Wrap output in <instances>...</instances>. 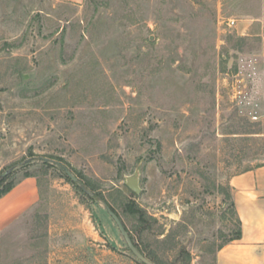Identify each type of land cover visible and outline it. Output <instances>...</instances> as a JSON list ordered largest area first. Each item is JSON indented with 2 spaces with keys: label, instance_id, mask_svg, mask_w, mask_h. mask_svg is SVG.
<instances>
[{
  "label": "rangeland",
  "instance_id": "1",
  "mask_svg": "<svg viewBox=\"0 0 264 264\" xmlns=\"http://www.w3.org/2000/svg\"><path fill=\"white\" fill-rule=\"evenodd\" d=\"M258 4L0 0V174L38 195L0 218V264H140L104 201L159 261L214 264L229 180L264 163L258 40L226 26Z\"/></svg>",
  "mask_w": 264,
  "mask_h": 264
},
{
  "label": "crops",
  "instance_id": "2",
  "mask_svg": "<svg viewBox=\"0 0 264 264\" xmlns=\"http://www.w3.org/2000/svg\"><path fill=\"white\" fill-rule=\"evenodd\" d=\"M60 1L80 4L84 0ZM234 21L239 36L257 38L264 72V0H259L253 14ZM26 182L27 189L17 186L0 198V218L9 219L36 202L35 185L30 178ZM229 187L241 237L218 248L214 264H264V165L231 177Z\"/></svg>",
  "mask_w": 264,
  "mask_h": 264
},
{
  "label": "trees",
  "instance_id": "3",
  "mask_svg": "<svg viewBox=\"0 0 264 264\" xmlns=\"http://www.w3.org/2000/svg\"><path fill=\"white\" fill-rule=\"evenodd\" d=\"M263 165H264V163H263V164H260V165H257L255 168L261 167V166H263ZM246 171H249V170H245L244 172H246ZM75 176L78 178V180L80 179L78 175H75ZM29 177H31V175H29V174H26V175H25V178H29ZM66 179H67L72 185H74V186L78 189V191H79L80 193L84 194V193L80 190L78 184L73 183V182L67 177V175H66ZM13 188H14V185H13L12 183H10V182H7V177L4 178V179H2V180H0V198H2L3 196H5L6 194H8ZM91 191H92V190H91ZM92 192H93V191H92ZM93 194H94V193H93ZM94 196H96V195H94ZM102 200L104 201V199H102ZM104 203H105V205L109 206V208H110V209H111V210H112V211H113V212L119 217V219H120L122 225L124 226L125 230H126L127 233L129 234V236H130V238H131V240H132L134 246L136 247V249H137V250H138V251H139L144 257H146L148 260H150L152 263H154V264H165V263H163L162 261H159V260L155 257V255H153L151 252L147 253V251H146L145 249H142V248L140 247V245L135 241V239H134V237H133V235H132V231L129 230V229L126 227V225L124 224V222H123L122 219L120 218L119 214L117 213V211H116V209H115V205H114V203H112V202L110 203V202H108V201H107V202L104 201ZM231 207H232V210H233V214H234L235 217H236L233 202L231 203ZM123 211L125 212L126 215H129V216H131V217H133V218H137V219H139V220H143V219L145 218V214L143 213V211H142L141 209H139V208H138L133 202H130V203H126V204H124V205H123ZM236 223H237L238 229L235 231L234 236H233L231 239H229L228 241L237 240V239H240V237H241L240 222H239V220L237 219V217H236ZM138 262H139V261H138ZM139 263H140V262H139ZM140 264H141V263H140Z\"/></svg>",
  "mask_w": 264,
  "mask_h": 264
},
{
  "label": "water",
  "instance_id": "4",
  "mask_svg": "<svg viewBox=\"0 0 264 264\" xmlns=\"http://www.w3.org/2000/svg\"><path fill=\"white\" fill-rule=\"evenodd\" d=\"M48 161V160H45ZM52 164L60 166L67 177L73 182L78 184L80 190L86 194L88 197H93V192L86 188L84 185L79 183V180L76 176H74L72 173H70L64 166H62L60 163L49 161ZM12 171V168L8 169L7 171L0 174V180L6 178ZM126 187L133 192L134 194H139L140 188L138 186V173L135 172L133 175L126 178ZM107 215L112 219L114 222L119 234L123 238V241L127 247V249L130 251V253L141 263V264H154L150 260H148L146 257H144L134 246L129 234L125 230L124 226L122 225L119 217L109 208V206L104 205Z\"/></svg>",
  "mask_w": 264,
  "mask_h": 264
},
{
  "label": "built area",
  "instance_id": "5",
  "mask_svg": "<svg viewBox=\"0 0 264 264\" xmlns=\"http://www.w3.org/2000/svg\"><path fill=\"white\" fill-rule=\"evenodd\" d=\"M234 25H235V21L234 20L229 19V20L226 21V26L228 28H232V27H234Z\"/></svg>",
  "mask_w": 264,
  "mask_h": 264
}]
</instances>
